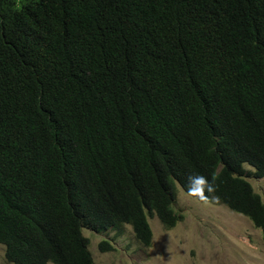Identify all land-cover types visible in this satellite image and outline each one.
<instances>
[{"label":"trees","instance_id":"obj_1","mask_svg":"<svg viewBox=\"0 0 264 264\" xmlns=\"http://www.w3.org/2000/svg\"><path fill=\"white\" fill-rule=\"evenodd\" d=\"M244 165L264 178V0H0L10 264H94L84 229L150 246L194 174L264 236Z\"/></svg>","mask_w":264,"mask_h":264},{"label":"rangeland","instance_id":"obj_2","mask_svg":"<svg viewBox=\"0 0 264 264\" xmlns=\"http://www.w3.org/2000/svg\"><path fill=\"white\" fill-rule=\"evenodd\" d=\"M244 169L251 172L246 179L264 203V178H256L249 165ZM173 206L181 216L173 228L149 216L150 246L136 239L130 225L101 233L84 229L94 264H264L262 230L242 213L201 201L179 186ZM102 241L112 245V250L101 252ZM0 263L10 264L1 244Z\"/></svg>","mask_w":264,"mask_h":264},{"label":"clouds","instance_id":"obj_3","mask_svg":"<svg viewBox=\"0 0 264 264\" xmlns=\"http://www.w3.org/2000/svg\"><path fill=\"white\" fill-rule=\"evenodd\" d=\"M187 192L201 201L207 202L209 197L215 199L212 194L216 191V185L213 180L201 174L189 175L186 184ZM206 193L208 195H206Z\"/></svg>","mask_w":264,"mask_h":264}]
</instances>
